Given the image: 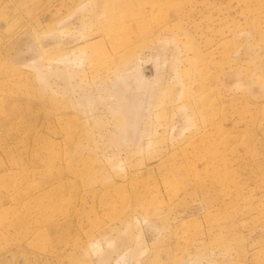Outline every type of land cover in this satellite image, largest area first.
<instances>
[{
  "label": "rangeland",
  "instance_id": "rangeland-1",
  "mask_svg": "<svg viewBox=\"0 0 264 264\" xmlns=\"http://www.w3.org/2000/svg\"><path fill=\"white\" fill-rule=\"evenodd\" d=\"M0 264H264V0H0Z\"/></svg>",
  "mask_w": 264,
  "mask_h": 264
}]
</instances>
